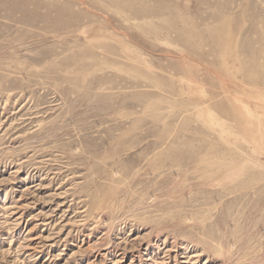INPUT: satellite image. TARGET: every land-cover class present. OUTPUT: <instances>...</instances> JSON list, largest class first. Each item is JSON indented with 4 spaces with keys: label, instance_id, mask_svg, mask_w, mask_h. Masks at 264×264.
Returning <instances> with one entry per match:
<instances>
[{
    "label": "rangeland",
    "instance_id": "rangeland-1",
    "mask_svg": "<svg viewBox=\"0 0 264 264\" xmlns=\"http://www.w3.org/2000/svg\"><path fill=\"white\" fill-rule=\"evenodd\" d=\"M0 264H264V0H0Z\"/></svg>",
    "mask_w": 264,
    "mask_h": 264
}]
</instances>
